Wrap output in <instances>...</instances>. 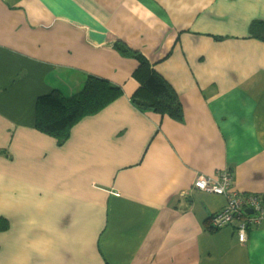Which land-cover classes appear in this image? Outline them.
Listing matches in <instances>:
<instances>
[{
	"label": "crops",
	"instance_id": "obj_1",
	"mask_svg": "<svg viewBox=\"0 0 264 264\" xmlns=\"http://www.w3.org/2000/svg\"><path fill=\"white\" fill-rule=\"evenodd\" d=\"M255 21L264 0H0V264H264V225L245 243L236 222L213 229L225 198L193 188L228 170L264 194ZM118 42L173 89L180 121L132 105L137 63ZM90 76L122 94L58 147L36 101Z\"/></svg>",
	"mask_w": 264,
	"mask_h": 264
},
{
	"label": "trees",
	"instance_id": "obj_2",
	"mask_svg": "<svg viewBox=\"0 0 264 264\" xmlns=\"http://www.w3.org/2000/svg\"><path fill=\"white\" fill-rule=\"evenodd\" d=\"M250 38L264 42V22L255 21L249 27ZM116 51L130 55L137 63L132 79L138 87L130 101L141 112L180 121L182 106L173 89L154 71L153 66L140 53L130 51L118 42ZM120 88L111 86L107 81L88 77L80 93L65 98L59 91L38 97L35 106V130L55 140L61 147L69 139L74 125L85 117L98 114L121 96ZM5 151V156L8 157ZM1 154L4 155L3 152ZM209 224V220H208ZM6 222L0 221V231L7 230ZM210 230H212L209 227Z\"/></svg>",
	"mask_w": 264,
	"mask_h": 264
},
{
	"label": "built area",
	"instance_id": "obj_3",
	"mask_svg": "<svg viewBox=\"0 0 264 264\" xmlns=\"http://www.w3.org/2000/svg\"><path fill=\"white\" fill-rule=\"evenodd\" d=\"M193 188L225 198L226 203L221 211L208 219L213 229L224 228L236 222L238 241L245 243L250 231L264 225V194L238 193L232 188L228 170L219 173L216 178L199 174L193 183Z\"/></svg>",
	"mask_w": 264,
	"mask_h": 264
},
{
	"label": "rangeland",
	"instance_id": "obj_4",
	"mask_svg": "<svg viewBox=\"0 0 264 264\" xmlns=\"http://www.w3.org/2000/svg\"><path fill=\"white\" fill-rule=\"evenodd\" d=\"M210 194H212V193H210ZM213 195H216V194H213Z\"/></svg>",
	"mask_w": 264,
	"mask_h": 264
}]
</instances>
